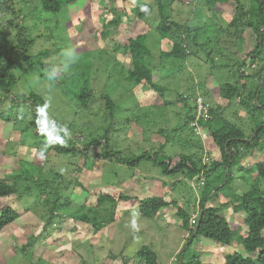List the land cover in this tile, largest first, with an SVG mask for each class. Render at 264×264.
I'll return each mask as SVG.
<instances>
[{
	"label": "rangeland",
	"instance_id": "374dc122",
	"mask_svg": "<svg viewBox=\"0 0 264 264\" xmlns=\"http://www.w3.org/2000/svg\"><path fill=\"white\" fill-rule=\"evenodd\" d=\"M13 1L17 15L9 10L0 11V40L3 39L2 43L0 41V58L12 53L10 49H14L18 42L20 29L12 26L10 22L14 19L24 27L22 33L30 32L35 41L27 52L29 59H24L23 55L15 56L17 64L14 72L20 80L13 92L22 101H26L24 97L30 91L41 94L47 108L45 112H39L38 119L47 128L54 127L47 118L62 124L72 138L79 137L82 148L84 138L91 139L92 132L99 138L110 126L111 116L103 109V96L110 95L118 106L109 141L114 150L122 152V156L130 158L144 150H157L165 136H172L166 146L169 155L175 156L183 150L188 152L189 148L185 146L189 145L184 143H190L195 144L193 151L203 153L202 160L210 158L208 166L213 158L220 157V150L210 132L205 130L203 136H198L185 126V120L188 113L193 111L190 106L195 105L193 100L198 94H203L211 101L215 98L214 101H209L212 106H224L227 101L220 96L219 88L235 79L227 70L211 67L204 53L194 46L196 53L185 59L161 56L163 51L171 50L174 41L171 36L162 35L157 30L159 21L156 3L154 12L146 21L136 20L130 31L126 29V18L119 25L111 21L118 17L120 10H130L132 6L129 3L115 2L110 5L107 0H76L54 12L45 10L41 0ZM241 1L248 7L255 3L250 2L251 0ZM171 7L173 11L167 12H171L172 19L191 21L193 25L204 27L198 39L207 41L208 47L214 46L213 39L218 35V28L232 19L234 9L229 0H201L193 4L176 0L171 4L170 10ZM141 31L148 32L146 44L152 50L151 63L155 78L167 89L165 94L168 103L162 100L163 97L159 100L160 93L149 84H139L127 78L126 69L132 65L130 55L124 52V45L129 35L135 37ZM250 41L255 42V38L252 37ZM65 52L74 58V62L63 54ZM217 60L225 62L228 57L225 54ZM40 61L44 64L37 66L45 76H40L34 66L35 62L38 64ZM65 63L68 64L67 68L64 67ZM248 63L249 60L247 65ZM53 64L56 67L51 71L49 67ZM248 67L252 68L251 65ZM86 85L96 92L97 102L91 104L92 107L86 109V112L78 114L75 92ZM1 86L0 84V94L4 93ZM181 94L188 96L186 100L179 101ZM23 103L20 108L23 117L13 116L17 118L14 120L18 124L14 125L13 121L0 118V179L16 183L14 176L24 173L30 177L31 182L33 178H40L42 181L43 172L48 178H53L55 172L67 170L64 182L68 184H61L68 185L63 193L71 198L72 203L65 208L68 213L65 218L58 216L53 220V225H49L42 216L43 206L37 199V191L29 189L26 198L23 176L17 182L19 193L16 195L25 193L24 199L9 201H14L12 206L19 211H26L0 231V264H31L25 254L26 250L32 249L31 242L34 239L36 241L33 254L36 258H43L42 262L45 264H49L47 261L52 264H140L139 258H135L137 262L128 263L123 258L137 257L138 249L143 248L155 251L159 256V264H181L184 258L185 261L188 260L190 253H195V248H199L197 251L202 264L213 263L210 259L220 258L222 254L217 253L225 254L227 250L225 246L209 238L200 237L192 245L191 251L180 254L189 233L176 213L177 207L182 206L192 215L191 224H194L199 201L207 193L206 200L211 205L220 207L223 204L234 229L232 244L226 246L228 251L248 254L242 244V238L246 235L242 228L244 214L235 211L232 203L234 196L247 191L252 183V171L240 166L253 165L257 161L256 157L249 158L247 164L234 166L228 184H225L226 172L220 167L213 169L204 178L205 183L208 182V185H204L200 181L195 182L186 172L164 173L162 164L155 159L132 165L121 162L120 156L117 155L116 158V154L107 160L95 158L91 153L86 159L81 156L82 153L58 154L51 147L50 138L43 135L38 137L34 133L29 134L30 132L22 133L20 126L26 127V121H30L36 114L34 106L28 102ZM0 108L2 114L9 113L7 101ZM224 116L239 125L245 126L248 121L245 111L236 102L229 106ZM71 125L77 127L76 130ZM160 130L165 131L163 135L156 133ZM249 133L250 129L247 128V134ZM200 145L204 147L200 148ZM255 152L263 159L264 146L258 147ZM77 181L82 182L86 188L78 186ZM262 188L264 189V183ZM99 192L114 197L124 194L132 198L118 204L114 222L108 220L113 210L108 209L104 217L109 224L96 231L92 224L74 218L73 214L85 211L81 204L96 202V195L93 193ZM155 195L174 201V204L162 209L155 218L143 216L139 209L140 200ZM106 204L108 207L112 205L108 201ZM86 210L90 213L91 205Z\"/></svg>",
	"mask_w": 264,
	"mask_h": 264
},
{
	"label": "trees",
	"instance_id": "16d2710c",
	"mask_svg": "<svg viewBox=\"0 0 264 264\" xmlns=\"http://www.w3.org/2000/svg\"><path fill=\"white\" fill-rule=\"evenodd\" d=\"M41 1L45 10L58 12L62 10L63 6L73 3L76 0ZM107 1L110 5L115 2H125L129 3V6H132L130 10L128 8L120 10L118 17L111 20L112 23L119 25L123 22V19L126 18L128 20L126 29L130 31L132 27L135 26L136 20L146 21V18L154 12V4L156 3L158 6L159 21L157 23V30L162 33V35L171 36L174 41L171 50L163 51L161 56L165 58L185 59L191 54L196 53L193 49L194 46L204 53L211 67L227 70L228 73L234 77V82L228 81L219 88L220 96L227 101L224 106L220 104L212 106L210 102L214 101L215 98L211 101L206 99L203 94H198L193 100L195 105L190 106L193 111L188 113L187 119L185 120V126L191 128L198 136H203L205 130L210 132L216 146L220 150V157L213 158L210 166H208L207 163H204L202 160L203 153L199 154V151H193L192 148L195 144L190 143H184V145L188 144L190 146H185L189 148L188 152L183 150L180 153H176L175 156L169 155L168 152H166V146L171 141L172 136H165L164 142L161 143L157 150L154 148L152 151L144 150L139 155L130 158L122 156V152L120 150H114L109 141V133L113 124L112 121L118 106L117 102L110 95L103 96V109L108 111L109 116H111L110 126L105 129V133L100 134L99 138H96L93 132L91 139L85 140L84 138L82 142L84 146L82 148L79 137L72 138L67 128H64L62 124L56 123L51 118H47V120H50L49 123L54 125L53 129L47 128V126L42 124L38 119L39 112H45L47 108L45 99L41 94L30 91L29 94L24 97L26 101H22L18 95L13 92V88L17 86L20 80L19 76L14 72V68L17 64L15 56L19 55L21 57L23 55L22 57L24 59H29L30 55L27 52H29L35 41V38L31 36L30 32L29 34L22 33L24 27L17 24L14 19L10 22L12 26H16L20 29L18 33V42L14 49L9 48L12 50V53L9 52L7 56L0 58V84L4 91V93L0 94V107L4 101H7L9 106L8 114H2L0 108V118L6 121H13L14 125L18 124L19 122L17 123V121L14 120L17 118H13V116L23 117L20 108L22 104H24L23 102H28L31 106H34L33 109L36 111V114L33 115L30 121H26V127L20 126L22 133L28 134L30 132L29 134L34 133L38 137H42L43 135L50 138L52 140L50 141L52 144L51 147L56 150L58 154L82 153L81 156H84L85 159L92 154L95 158L101 157L105 160L112 159L114 154H116V158L117 155L120 156L119 160L121 162L131 163L132 165H136L143 160L155 159L157 163L162 164L164 173L186 172L187 176L190 175L191 178L195 176L206 178L213 172V169L215 170L216 168L223 167L227 178L225 184L229 183L230 173L234 166H240L243 163L247 164L246 161L249 158L256 157L257 161L253 165L240 166L242 168L247 167L246 169L252 171V174H250L252 183L247 191L236 194L232 203L235 211H240L244 214L242 228L243 231H246V235L242 238V244L248 253L247 255H243L236 251L230 252V250L228 251L226 248V246L232 244L235 234L234 229L228 214L223 208V204L220 207L211 205L209 200H206L208 193L199 201V209L194 224H191L192 215L182 206L177 207L176 213L182 219V223L187 227L189 233L187 242L181 250V255L188 253L196 240L201 239L200 237H205L225 246L227 250L225 254L221 252L217 253L222 254L220 258L216 257V259H210L212 260L210 262L213 263L207 264H264V189L262 188L264 183V157L263 159L259 158L255 152V149L264 146V0H251L250 2L255 1V3L254 5L250 4L249 7L241 0H229L231 6L234 7L232 19L218 28V35H215V39H213L215 40L214 46L211 47L207 46V41L202 42L198 39L200 31L204 29L203 26L193 25L191 21L182 22L171 18V12L168 13L167 10L173 11L172 7L170 10V6L176 0H153L155 2H148L145 0ZM180 1L193 4L201 0ZM15 6L13 0H0V11L9 10L15 15ZM147 35V31H141L135 37L129 35V39L124 45V52L130 55L132 65L126 69L127 78L139 84H149L157 93H160V95L158 94L160 97L159 100L163 97L162 100L168 103L165 94L167 89L159 84V81L155 78V70L151 63L152 50L146 44ZM252 37L255 38V42L250 41ZM207 38L209 39V37ZM213 40L209 41L213 42ZM0 41L2 43L3 39ZM1 47L2 45H0V48ZM16 51L17 53H14ZM225 54L228 57L227 61L221 62L217 60L220 56ZM247 60H249L248 65H251L252 68L248 67ZM43 64V61H40L38 64L35 62L34 64L40 76H45L44 72L38 69V66H42ZM54 66V64L51 65L49 70L51 69V71H53ZM52 76L50 75V77ZM50 77L48 76L49 79ZM199 96L203 98V104L208 106L210 117H201L198 120L197 127V125H191V122L192 120L195 121L198 115L197 98ZM187 97L188 96L181 94L179 101L186 100ZM256 97H258V103H255ZM74 100H76L77 103L76 112L80 114L82 111L86 112V109L92 107L91 104L94 105L93 103L97 102V95L94 90L86 85L75 92ZM233 102H236L238 106H241L245 111L248 117L245 126L243 124L239 125L238 122H232L224 116L225 111ZM71 127L73 130L77 128L72 125ZM198 128H200V133L197 131ZM247 128L250 129L249 134H247ZM164 132V130H160L156 133L163 135ZM255 133L256 135L254 136ZM199 147L201 148L204 146L200 145ZM166 161H168L169 164ZM86 162L87 160H85L84 163ZM172 165L173 167H171ZM78 169H80V167H78ZM253 172H255V174H253ZM67 174V170H60L53 174V178H48L43 172L42 181H40V178L37 180L33 178L35 181L31 179L33 183L30 181V177L25 176L24 173H20L21 176L19 174L14 176L17 180H15L16 183H10L5 179H0V231L9 224L15 222V220L21 217L22 213L26 211L23 209L21 212L14 208L12 206L14 201L9 200L16 198L19 200L24 199L25 193L27 194V198L30 192L29 189L37 191V199L42 202L43 206L44 214H42V216L49 225L52 226L54 223L53 220L58 216L65 218L68 214L65 208L72 203L71 198L65 196L63 193L68 185L62 186L61 184H68L64 182ZM22 178L24 179L23 191H25V193L16 195V193H19L17 182ZM74 178L78 180V177L74 176ZM243 178L246 179V177ZM77 184L82 187V189L86 188L82 182L77 181ZM204 185H208V182L206 181ZM217 189L218 187H216V190ZM93 194L96 195V202L92 204H81L80 206L84 208L85 211L76 212L73 214V217L85 223L92 224L96 231H100L106 224H109L108 220L110 222L116 221L118 204L121 201L123 202V200H130L132 198L124 194H120L118 197L104 192ZM210 194L209 192V196ZM107 201L112 203L110 207L107 206ZM173 204L174 201H169L161 196L155 195L141 199L139 209L143 216L155 218L163 208ZM90 205L92 210L88 213L86 209ZM108 209L113 210L110 212V219L107 220L104 216L107 215ZM201 213L202 218L199 223ZM35 241L34 239L31 242L32 249L26 250V259L31 264H45L42 262L43 258H36L33 254ZM198 249L199 248H195V253H190L187 257L188 260L185 261L184 258L181 264H202L201 256H199V251H197ZM136 256L137 257L132 256L123 258L124 262H137L135 258H139L138 262L140 264H159V256L153 250H146L144 248L138 249ZM132 259H134V261ZM47 262L52 264L49 261Z\"/></svg>",
	"mask_w": 264,
	"mask_h": 264
},
{
	"label": "built area",
	"instance_id": "2783aa9c",
	"mask_svg": "<svg viewBox=\"0 0 264 264\" xmlns=\"http://www.w3.org/2000/svg\"><path fill=\"white\" fill-rule=\"evenodd\" d=\"M197 102H198V115L195 119V121H193L191 123V125H197L198 127V120L201 118V117H205V118H209L210 117V112H209V108L208 106L204 105L203 104V98L202 97H198L197 98ZM199 133H200V128H198ZM201 183L204 184V179L201 180ZM196 217V216H195Z\"/></svg>",
	"mask_w": 264,
	"mask_h": 264
},
{
	"label": "clouds",
	"instance_id": "9594fccd",
	"mask_svg": "<svg viewBox=\"0 0 264 264\" xmlns=\"http://www.w3.org/2000/svg\"><path fill=\"white\" fill-rule=\"evenodd\" d=\"M63 54H64L65 56H67L69 60H71L72 62H74V58L71 57V56H68V53H67V52H65V53H63ZM64 67L67 68V67H68V64L65 63V64H64ZM199 97H201V96H199ZM192 122H193V120H192ZM192 122H191V123H192ZM206 154H207V152H206ZM207 156H208V155H207ZM208 161H209V158H207V159L204 158V159H203V162H204V163H208ZM192 179H195V182H196V181H200V182H201V180H203L204 177L195 176V177L192 178ZM204 183H205V180H204ZM196 184H197V183H195V185H196ZM197 212H198V211H197Z\"/></svg>",
	"mask_w": 264,
	"mask_h": 264
},
{
	"label": "water",
	"instance_id": "95a60500",
	"mask_svg": "<svg viewBox=\"0 0 264 264\" xmlns=\"http://www.w3.org/2000/svg\"><path fill=\"white\" fill-rule=\"evenodd\" d=\"M263 28H264V27H263ZM263 28H262V29H263ZM261 41H262V39H261ZM255 103H258V97L255 98ZM255 135H256V133L254 134V136H255ZM250 140H252V139H250ZM201 218H202V213L200 214L199 223H200Z\"/></svg>",
	"mask_w": 264,
	"mask_h": 264
},
{
	"label": "crops",
	"instance_id": "0c3cea01",
	"mask_svg": "<svg viewBox=\"0 0 264 264\" xmlns=\"http://www.w3.org/2000/svg\"><path fill=\"white\" fill-rule=\"evenodd\" d=\"M164 209V208H163Z\"/></svg>",
	"mask_w": 264,
	"mask_h": 264
}]
</instances>
